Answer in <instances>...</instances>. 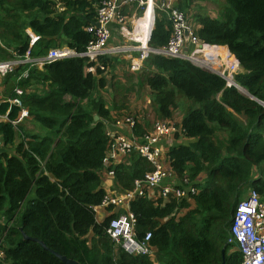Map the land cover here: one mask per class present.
I'll return each instance as SVG.
<instances>
[{
    "label": "trees",
    "instance_id": "1",
    "mask_svg": "<svg viewBox=\"0 0 264 264\" xmlns=\"http://www.w3.org/2000/svg\"><path fill=\"white\" fill-rule=\"evenodd\" d=\"M100 1L0 0L5 48H0V61L11 57L7 50L22 55L28 47L33 58L59 47L82 53L92 38L85 28L93 23ZM221 1L217 18L197 11L191 15L194 35L200 43L228 49L241 70L234 76L236 84L255 101L188 60L155 54L142 62L137 76L112 80L110 110L94 95L105 82L96 77L99 69L96 75L87 71L91 64L86 58L33 68L19 83L24 89L44 87L22 97L31 122L43 133H26V120L15 127L0 123V264H63L51 251L79 264L240 263V254L227 244L232 214L247 190L264 197V107L256 102L264 104V0ZM161 2L153 0L151 49L166 46L171 35L167 15L158 8ZM57 3L67 16L56 14ZM177 5L187 14L193 0H178ZM144 10V5L139 7L136 15ZM27 30L35 36L33 42ZM21 70L3 79L5 96H10ZM136 86L149 91L155 121L172 120L179 101L184 102L182 130L174 135L176 144L167 149L166 159L178 186L197 189L189 200L136 198L129 203L136 238L151 234L150 256H130L106 234L109 220L121 211L101 222L94 211L106 196L99 175L109 149L107 126L115 121L111 112L127 103ZM7 108L1 103L0 113ZM17 111L10 109L11 119ZM134 119L133 134L151 128ZM180 136L186 139L182 143ZM125 161L108 168L119 192L132 191L135 181L152 170L136 152Z\"/></svg>",
    "mask_w": 264,
    "mask_h": 264
},
{
    "label": "built area",
    "instance_id": "2",
    "mask_svg": "<svg viewBox=\"0 0 264 264\" xmlns=\"http://www.w3.org/2000/svg\"><path fill=\"white\" fill-rule=\"evenodd\" d=\"M147 2L149 0L146 2L143 0H101L96 7L93 23L85 28V31L92 38L82 53H76L66 47L53 48L49 49L45 56L33 58L29 47L22 55H18L15 50H7L11 57L0 61V93L4 96L0 104H7L8 108L5 113H0V123H8L15 127L29 119L28 108L23 104L22 97L26 92H31V88L24 89L19 86V83L29 77L33 68L42 70L45 65L52 62L80 57L86 58L87 62L91 64L87 71L96 75L97 69L101 73L107 70V64L104 63L105 58L110 60L121 55L129 61L131 70L135 72L140 71L142 62L149 54L165 58L184 59L191 62L195 59L194 56L201 53L205 48H220L198 41L194 35L192 25L188 21L187 14L178 8V0H162L158 7L165 12L171 24V35L166 46L151 49L148 47V39L144 45L135 41L132 32L137 13L132 12L131 9L134 5L138 8L145 6ZM152 5L154 7L153 3ZM59 7H61L60 13L65 11V8L59 3L56 4V11ZM127 10H130V12ZM126 13L131 14L128 16ZM95 23L99 25L98 28L94 26ZM114 29L119 38L117 43L113 42ZM186 31L188 32L187 44L184 41ZM26 34L31 42L35 40V36L30 31L27 30ZM126 40L130 45H125ZM0 48H4L1 40ZM222 48L226 51L225 58L219 55L205 56L202 53V60H196L199 65L191 63L220 76L225 80L227 87H235L236 84L233 79L240 71V67L238 61L229 53L228 49L226 47ZM19 67L22 70L15 78L12 92L10 96H5L3 79L14 73ZM12 107L18 110L14 119H11L9 115ZM135 121L133 117L116 119L114 125L126 127L132 137L123 134L108 136L110 137L109 150L115 151L125 159L132 152H136L152 165V170L142 180L135 181V187L132 191L110 195L106 193L104 200L98 207H104L106 210L110 209L109 214L111 215L117 214L121 210L116 217L109 220L106 228V234L116 247H119L130 256H150L153 252V248L150 246L151 234L146 233L140 239L136 238L134 218L129 211V203L136 198H146L153 202H158V199L163 201L169 199L176 201L188 200L196 194L197 189L192 186L188 188L178 186L177 182L173 180L169 161L166 159L167 156L164 155V149L160 146L161 141L171 140L176 133L181 132L182 129L178 126V123L175 124L172 120L156 121L152 129L144 132L138 139L132 133ZM110 175L113 176L112 171ZM147 192H150L149 196ZM98 207L94 208L95 212ZM227 244L233 246V249L240 254L239 264H264V200L262 201V196L255 189H249L247 196L236 205L231 218Z\"/></svg>",
    "mask_w": 264,
    "mask_h": 264
},
{
    "label": "rangeland",
    "instance_id": "3",
    "mask_svg": "<svg viewBox=\"0 0 264 264\" xmlns=\"http://www.w3.org/2000/svg\"><path fill=\"white\" fill-rule=\"evenodd\" d=\"M221 2H222L221 0H196L195 3H193L194 9L190 10L189 13H187L188 14L187 15L188 21L190 22L191 25H193V23H191L190 17L196 11L200 12L202 14H206V15L208 14L212 17H218L219 11L221 9V6H220ZM147 4H148V2H147ZM147 4L145 6V9L147 7ZM60 8L61 7H59L57 9V12H56L57 15L60 14ZM152 8H153V5H152ZM65 11H66V9H65ZM60 15L61 16H67V13L61 12ZM141 16H139V17L136 16V19L140 18ZM141 20H142V18H141ZM140 26H141V21H139L138 26H136V32H138V33H139V27ZM148 27H150V25H147V28ZM148 31H149V29H146L145 33ZM146 35L147 34H144L142 36L144 38H146ZM114 39L119 41V38H118L116 32H114ZM125 45H130V43L126 40ZM59 48H63V47H59ZM206 52L209 55H213L211 52H214V50L206 51ZM218 54H220V52ZM201 55H202V53L196 54L194 56L195 59L191 60V62H193L194 64L197 65L198 62L196 60H202ZM215 55H217V54H215ZM141 69H142V67H141ZM138 73H139V71L134 72L131 70L130 63L127 62L126 59H124V56L118 55V57H116V58H111L109 61H107V70H105L103 73L100 74V77L103 78L105 85L103 88L99 87L96 90L94 95L98 96V97L99 96L102 97L103 100L105 101L107 108H109V110H110L111 104L113 101V97H114L112 90L110 88V83L112 82V80L124 82V81L130 80L129 76H131V74H133L134 76H137ZM134 76L131 78V81H130L133 85L136 82L133 79ZM233 81L236 84L234 79H233ZM236 85L239 88H241L238 84H236ZM43 90H44V87H40V88L31 87V93H33V92L39 93V92H42ZM3 97H4L3 94L0 93V101L2 100ZM119 99H120V97H118V100ZM149 106H150L149 91L146 89H139L136 86L134 92L129 96L127 103H125L123 105V107H120L118 112L114 113L113 116L115 118V121H116V119H122L123 117L129 116V117L136 118L137 120H139L142 123L145 122V123L152 125V123L155 121H154V116H153L152 111H151ZM183 111H184V102L182 100H180L178 108L174 110V114H173V118H172L173 123H175V124L178 123ZM23 129L26 133L37 134L39 136H42V133H43V132H41L39 127L33 125L30 118L28 120H26V122L23 124ZM0 148H1V143H0ZM5 150L9 154L14 153V148H6ZM201 180H202V178H201ZM247 193H248V190L246 191L245 196H247ZM118 194H120V193H118ZM263 200H264V197H262V201Z\"/></svg>",
    "mask_w": 264,
    "mask_h": 264
},
{
    "label": "crops",
    "instance_id": "4",
    "mask_svg": "<svg viewBox=\"0 0 264 264\" xmlns=\"http://www.w3.org/2000/svg\"><path fill=\"white\" fill-rule=\"evenodd\" d=\"M195 1L196 0H193V3H195ZM152 3H153V0H150L148 2L147 9H145L143 15L140 18H138V20L141 21V22H142V20H145L146 18H150V19H148L146 21V23H144V25L142 26V28H140L139 33H141V35L147 34V32L145 33L146 29H149V32L151 30V26H152V16H153L152 15V7H151L152 6ZM137 8L138 7L136 5H134L133 8L131 9V11L134 12V13H136ZM191 8H192L191 10H193L194 9V5H192ZM127 11L130 12V10H127ZM208 16L211 17V18H217V17H212L210 15H208ZM141 18H142V20H141ZM147 25H150V27L147 28ZM136 26H138V24L136 22H134V29H133V32H132L133 37L135 35H137ZM114 32H116V30L113 31V33ZM146 37H147V35H146ZM134 40H135V38H134ZM113 42L114 43H117L118 41L114 39ZM218 47H220V46H218ZM126 61L129 62L128 60H126ZM100 74L96 76L97 79H103V78L100 77ZM105 108H107V106ZM111 114H112V116L114 115L112 112H111ZM181 118H182V115H181V117H180V119L178 121V126L179 127H181V124H180ZM154 121H155V119H154ZM153 124H154V122L152 123L151 128L149 130L152 129ZM149 130H147V131H149ZM107 132H108V136H115L117 134H123V135H126L127 137H132V134H130L129 129H127L126 127H117V126L114 125V123H111L109 126H107ZM134 137L140 139L141 135H135L134 134ZM180 138H181V136L178 139L179 143H182V142H184L186 140V139H180ZM174 144H176V142L174 141V138L171 139V140H167V141H164V140L161 141L160 146H162L163 149H164V155H166L167 149L170 148L171 146H173ZM125 163H126L125 158L121 157L120 155H118L113 150H109V149L107 150V152L105 154V162H104V165H103V170L101 171V173H100L99 176H100V180H101V186L105 190V193H109L108 195H110L112 193H114V194L120 193L114 187V178H113L112 175H110V171L108 170V168L111 167V166H115V165H118V164H125ZM199 179H201V178H199ZM149 194H150V192H147V195L148 196H149ZM107 216H109V212L106 210V208H104V207H98L97 208V210L95 212L96 222H101L103 220V218H105Z\"/></svg>",
    "mask_w": 264,
    "mask_h": 264
},
{
    "label": "water",
    "instance_id": "5",
    "mask_svg": "<svg viewBox=\"0 0 264 264\" xmlns=\"http://www.w3.org/2000/svg\"><path fill=\"white\" fill-rule=\"evenodd\" d=\"M149 1H150V0H149ZM151 2H152V1H151ZM151 7H152V6H151ZM152 15H153V8H152ZM153 21H154V15L152 16V26H151V30H152V27H153ZM94 26H95L96 28L99 27V25H98L97 23H95ZM151 30H150V32H151ZM150 32H149V35H150ZM148 39H149V36H148ZM184 41H185V43L187 44V42H188V32H187V31H186L185 34H184ZM198 67H199V66H198ZM201 68H202V67H201ZM234 88L237 89V90H238L240 93H242L243 95L249 97L251 100H254V98L251 97V96H250L246 91H244L242 88H239L237 85H236ZM254 101H255V100H254ZM256 102H257L258 104H260L262 107H264V104H263V103L259 102L258 100H256ZM93 119H94V120H97L98 117H97L96 115H94V116H93ZM23 239L27 240V239H30V238H28L27 236H25V235L23 234ZM32 240L37 241V240H35V239H32ZM37 242L41 245V247H42L44 250H47L46 246H45L42 242H40V241H37ZM51 253H52L55 257H57V258H58L63 264H79L77 261H74V260L68 259V258H66L65 256H62V255H60V254H58V253H56V252H52V251H51Z\"/></svg>",
    "mask_w": 264,
    "mask_h": 264
},
{
    "label": "bare ground",
    "instance_id": "6",
    "mask_svg": "<svg viewBox=\"0 0 264 264\" xmlns=\"http://www.w3.org/2000/svg\"><path fill=\"white\" fill-rule=\"evenodd\" d=\"M146 9H147V7H146ZM134 22H136L138 24L139 20L136 19V20H134ZM148 36H149V31L147 32L146 38H144L141 35V33L137 32V35H135L134 38H135V41L140 42L142 45H144L147 42ZM211 50H214V52H211L213 55L217 54V55L221 56L222 58H225L226 51L222 47H220V48H205L201 53H203L205 56H210L206 51H211ZM219 52H220V54H218Z\"/></svg>",
    "mask_w": 264,
    "mask_h": 264
},
{
    "label": "clouds",
    "instance_id": "7",
    "mask_svg": "<svg viewBox=\"0 0 264 264\" xmlns=\"http://www.w3.org/2000/svg\"><path fill=\"white\" fill-rule=\"evenodd\" d=\"M146 6V5H145ZM153 15H154V13H153Z\"/></svg>",
    "mask_w": 264,
    "mask_h": 264
}]
</instances>
